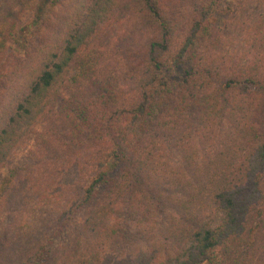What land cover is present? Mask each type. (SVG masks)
I'll return each mask as SVG.
<instances>
[{
    "label": "trees",
    "instance_id": "16d2710c",
    "mask_svg": "<svg viewBox=\"0 0 264 264\" xmlns=\"http://www.w3.org/2000/svg\"><path fill=\"white\" fill-rule=\"evenodd\" d=\"M45 1L0 0V264H264V0Z\"/></svg>",
    "mask_w": 264,
    "mask_h": 264
},
{
    "label": "rangeland",
    "instance_id": "374dc122",
    "mask_svg": "<svg viewBox=\"0 0 264 264\" xmlns=\"http://www.w3.org/2000/svg\"><path fill=\"white\" fill-rule=\"evenodd\" d=\"M235 0H225L224 4L226 7H230ZM47 2L45 0H31L29 8L27 10L26 18L24 20L23 25L19 31V38H23L27 36L34 27L40 22V20L45 16L47 12ZM227 11L224 12L221 16L217 18L216 26H222L224 20L227 18ZM34 136L28 141L27 145L22 147L21 150H18L16 154H18L15 158V162L18 159H21L27 154V151L30 150V146L33 144ZM65 233H63L59 238H57L58 242H62L63 238L65 237Z\"/></svg>",
    "mask_w": 264,
    "mask_h": 264
}]
</instances>
